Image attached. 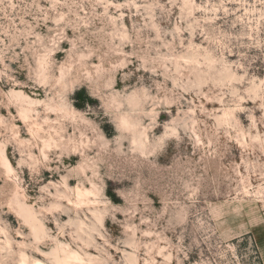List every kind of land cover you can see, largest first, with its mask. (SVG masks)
<instances>
[{
	"label": "rangeland",
	"instance_id": "obj_1",
	"mask_svg": "<svg viewBox=\"0 0 264 264\" xmlns=\"http://www.w3.org/2000/svg\"><path fill=\"white\" fill-rule=\"evenodd\" d=\"M263 242L264 0H0V264Z\"/></svg>",
	"mask_w": 264,
	"mask_h": 264
},
{
	"label": "bare ground",
	"instance_id": "obj_2",
	"mask_svg": "<svg viewBox=\"0 0 264 264\" xmlns=\"http://www.w3.org/2000/svg\"><path fill=\"white\" fill-rule=\"evenodd\" d=\"M55 252V251H54ZM53 264H73L69 259L61 258L58 253L53 254ZM19 264H45L41 259L33 258L31 262H28L26 253L22 254V258Z\"/></svg>",
	"mask_w": 264,
	"mask_h": 264
},
{
	"label": "crops",
	"instance_id": "obj_3",
	"mask_svg": "<svg viewBox=\"0 0 264 264\" xmlns=\"http://www.w3.org/2000/svg\"><path fill=\"white\" fill-rule=\"evenodd\" d=\"M262 248H263V250H264V242L262 243ZM263 264H264V255H263Z\"/></svg>",
	"mask_w": 264,
	"mask_h": 264
}]
</instances>
